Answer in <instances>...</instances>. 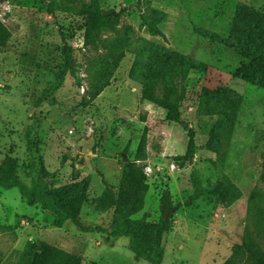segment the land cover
I'll use <instances>...</instances> for the list:
<instances>
[{
    "label": "rangeland",
    "instance_id": "1",
    "mask_svg": "<svg viewBox=\"0 0 264 264\" xmlns=\"http://www.w3.org/2000/svg\"><path fill=\"white\" fill-rule=\"evenodd\" d=\"M99 3L103 11L115 12L120 24L93 49L84 45L81 30L93 0L0 1V20L12 34L0 47V167L6 158L15 159L29 187L43 172L55 188L87 181L82 223L111 229L124 164L135 159L147 132V160L141 165L149 190L132 220L158 222L168 190L172 225L163 236V264H226L249 217L264 211V88L235 76L245 63L237 50L242 44L237 16L245 6L250 15L264 18V0ZM144 17L162 34L153 35ZM63 35L72 48V68L61 88L38 106L64 60ZM107 50L127 54L111 85L91 100L89 65ZM160 54L167 70L158 78L156 96H163L171 79L182 98V118L195 132L196 154L188 162L177 160L187 151V133L147 99ZM184 58L195 68L184 74L173 70L171 64L183 66ZM218 89L223 95L211 94ZM229 93L241 100L237 112ZM224 122L210 145L213 129ZM194 174L202 185L198 200L192 199ZM53 222L51 213L28 206L17 188H0V264H21L30 243L53 245L79 256L82 264H149L136 258L128 238L84 232L71 222L56 228ZM258 242L264 248V241Z\"/></svg>",
    "mask_w": 264,
    "mask_h": 264
},
{
    "label": "trees",
    "instance_id": "2",
    "mask_svg": "<svg viewBox=\"0 0 264 264\" xmlns=\"http://www.w3.org/2000/svg\"><path fill=\"white\" fill-rule=\"evenodd\" d=\"M2 2L8 0H0ZM139 2V0H136ZM84 45L90 48H97L102 42L101 37L108 30L115 31L120 24V17L116 15H104L100 7L99 0H93V6L87 8L83 13ZM144 24L153 35H161L152 24L144 17ZM236 26L241 30V46L237 47L238 52L245 59V63L235 72V76L246 82L258 84L264 88V18L249 14V9L241 7L237 16ZM12 37L11 32L0 20V47H5ZM63 62L54 73L53 84L44 89L37 101L39 106L53 92L57 91L64 83L65 75L72 68V48L68 44L67 38L63 35ZM126 51H102L98 58L89 65L88 75L90 87L88 96L91 100L97 99L110 85L115 76L116 70L126 57ZM154 66L149 75L150 88L147 99L151 103L166 111L168 122L179 124L188 136V148L184 156L177 157L179 162H188L196 154L197 145L195 142V132L189 128V123L183 120L181 115V96L171 79L167 81L166 90L162 97L156 96L158 78L165 74L166 63L162 60L161 54L157 56ZM183 66L171 64L172 69L186 73V69H193L195 65L189 59H183ZM211 94L215 96L223 95L221 90H216ZM231 105L234 112H237L241 100L234 93H229ZM226 127V123H219L211 133L210 145L214 144L221 130ZM28 149L32 150L31 131L26 134ZM147 132L144 133L135 159L126 162L123 169V178L120 187L118 201L115 204L114 220L111 229L90 227L82 223L81 211L88 202L89 185L87 181L74 183L61 188L52 187L50 183L51 175L43 172L41 177L33 180L31 187L22 182L17 172V163L13 158H6L0 167V188L11 190L17 188L22 199L30 207L39 206L43 211L51 213L54 217L53 225L61 228L67 222H71L84 232L109 233L115 238H128L130 248L136 258L148 262L149 264H163L164 247L163 236L172 225V216L165 219V214L173 206L171 194L167 190L162 195L161 205L164 214L158 222L146 223L132 220L144 205V198L149 190L146 167L143 164L147 160ZM129 147L126 148V152ZM36 162L32 159L29 168L35 171ZM46 177H49L46 179ZM195 187L193 200H198L202 194V185L197 175H192ZM249 222L245 227L241 244H237L233 249L231 259L226 264H264V248L258 239L264 241V211L256 210L255 215L249 217ZM21 264H82V259L74 254L65 252L47 243H30L22 255Z\"/></svg>",
    "mask_w": 264,
    "mask_h": 264
},
{
    "label": "water",
    "instance_id": "3",
    "mask_svg": "<svg viewBox=\"0 0 264 264\" xmlns=\"http://www.w3.org/2000/svg\"><path fill=\"white\" fill-rule=\"evenodd\" d=\"M103 14L104 15H115V12H113V11H109V12L103 11ZM171 211H172V208H169L168 211L165 214V219H167L169 217V214H170Z\"/></svg>",
    "mask_w": 264,
    "mask_h": 264
}]
</instances>
